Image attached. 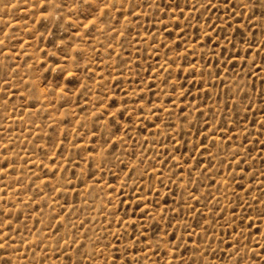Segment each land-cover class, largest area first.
<instances>
[{
  "label": "rangeland",
  "instance_id": "374dc122",
  "mask_svg": "<svg viewBox=\"0 0 264 264\" xmlns=\"http://www.w3.org/2000/svg\"><path fill=\"white\" fill-rule=\"evenodd\" d=\"M0 264H264V0H0Z\"/></svg>",
  "mask_w": 264,
  "mask_h": 264
}]
</instances>
